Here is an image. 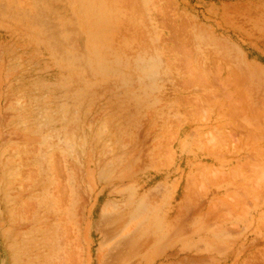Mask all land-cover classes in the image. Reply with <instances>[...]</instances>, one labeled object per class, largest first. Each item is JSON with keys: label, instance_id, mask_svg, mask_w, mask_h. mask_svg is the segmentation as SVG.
<instances>
[{"label": "rangeland", "instance_id": "374dc122", "mask_svg": "<svg viewBox=\"0 0 264 264\" xmlns=\"http://www.w3.org/2000/svg\"><path fill=\"white\" fill-rule=\"evenodd\" d=\"M0 264H264V0H0Z\"/></svg>", "mask_w": 264, "mask_h": 264}]
</instances>
